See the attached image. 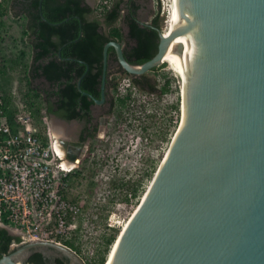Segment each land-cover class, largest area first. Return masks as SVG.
Listing matches in <instances>:
<instances>
[{"label":"water","instance_id":"water-1","mask_svg":"<svg viewBox=\"0 0 264 264\" xmlns=\"http://www.w3.org/2000/svg\"><path fill=\"white\" fill-rule=\"evenodd\" d=\"M172 1L175 25L158 29L152 58L130 64L119 42L102 48V87L113 46L131 75L168 48L185 88V122L110 264H264V0ZM36 245L78 259L27 242L0 264H26L23 251Z\"/></svg>","mask_w":264,"mask_h":264},{"label":"trees","instance_id":"trees-1","mask_svg":"<svg viewBox=\"0 0 264 264\" xmlns=\"http://www.w3.org/2000/svg\"><path fill=\"white\" fill-rule=\"evenodd\" d=\"M140 7L137 0H101L95 8L85 4L83 0H0V38L6 28L4 15L10 14L11 11L14 14L22 13L27 21L23 34L30 33L27 36L31 41L28 42L31 49V63L24 64L23 69L24 79L32 91L33 100L26 102V107L36 118L40 120L42 111L44 114L55 111L65 119L81 118L88 114L93 98H98L100 95L102 48L106 42L117 40L121 44H126L123 56L130 64H141L154 56L159 41L158 29H161L159 6L149 22L139 21ZM120 17L128 28L127 38L133 42L132 44L125 40L121 28L115 25ZM101 18L108 26L107 31H102L100 27ZM112 55H115V52L113 47H110L107 57ZM23 57L25 52H22L18 59L22 60ZM162 66L152 69L156 70ZM7 70L6 65H0L1 76L6 75ZM123 72L128 77L131 87H135L138 82L129 78L127 72ZM41 77L49 84V88L43 91L44 94L36 88H31L32 81ZM80 77V89L87 92L88 96L83 95L77 87V80ZM168 86L169 80H165L157 89L162 95L168 91ZM5 87L0 83V90L7 105L6 112L9 121H12L17 106L11 101L10 92ZM117 87V83L113 85L114 90ZM155 87L156 85H150L151 90L148 92L156 90ZM131 95L130 89L122 95L112 94L111 113L114 124L118 121L125 122L129 114L132 115L133 105L137 100ZM52 97L56 108L51 102ZM144 107L145 104L141 103L136 106L139 111ZM174 108L178 110V105L176 104ZM76 172L73 169L62 174L61 178L68 180ZM137 186L138 183L131 188L133 197L136 196ZM116 237V230L104 237L103 249L85 263L80 259L72 260L65 252L51 247H48L53 252L50 254L31 250L25 262L26 264H104ZM20 241L19 236L12 235L5 228L0 227V258L17 248L11 247L12 243L18 244ZM64 242L68 248L77 251L74 237Z\"/></svg>","mask_w":264,"mask_h":264},{"label":"rangeland","instance_id":"rangeland-1","mask_svg":"<svg viewBox=\"0 0 264 264\" xmlns=\"http://www.w3.org/2000/svg\"><path fill=\"white\" fill-rule=\"evenodd\" d=\"M88 1L93 8L101 2V0ZM137 2L141 5L138 12L140 21H148L159 6L161 29L165 30L172 23L174 12L172 0H137ZM9 15H7L8 18ZM115 25L121 28L126 40L127 27L121 17ZM19 29L14 33L4 29L0 38V65L8 67L6 75H0V83L6 86L12 97L11 101L18 107L26 106L33 100L32 91L24 79L23 69L24 64L28 62L29 51L24 48L25 44L20 40ZM21 49L26 52V57L19 60L18 56L23 52ZM160 65L163 67L147 75L154 79L156 90L165 80H169L168 91L162 95L157 94L158 91L154 94L145 91L136 92L135 88L129 84L126 75L119 77L117 89L112 92L109 90L110 94L122 95L130 89L137 100V103L133 105L134 111L132 115L129 114L127 121H118L117 125L114 123L111 125L109 136H106L104 140L100 139L101 145H98L97 141L94 142L87 161L77 168L73 167L77 172L68 179L71 189L70 199L83 204L78 217L79 231L74 237V242L84 248H90L94 256L103 249L104 237L114 230L117 237L121 234L122 225L125 226L128 223L142 196L144 198L147 193L153 174L157 173L180 127L183 82L168 62H162L158 66ZM39 80L33 81L31 88H36L43 93L49 87L43 80ZM140 103L145 104L141 111L136 108ZM176 104L178 110L174 108ZM41 114L44 122L41 129H49L54 133L55 123H57L54 122L55 119L44 114L43 111ZM71 125L72 128L76 126L74 122ZM101 132L99 129V135L103 136ZM65 138L71 137L68 134ZM63 161L66 162L65 159ZM67 165L66 167H71L75 164ZM148 173L150 175H147ZM137 183L136 196H131L130 200L128 194H131V188ZM108 218L117 220L118 225L108 228L106 225ZM113 245L114 243L110 246V250Z\"/></svg>","mask_w":264,"mask_h":264},{"label":"built area","instance_id":"built-area-1","mask_svg":"<svg viewBox=\"0 0 264 264\" xmlns=\"http://www.w3.org/2000/svg\"><path fill=\"white\" fill-rule=\"evenodd\" d=\"M6 109L0 90V227L21 238L11 247L43 242L68 248L64 241L78 233L83 205L70 199L68 180L61 178L73 166L63 167L51 130L41 129L43 117L23 105L9 121ZM106 225L118 222L108 218ZM75 245L77 251L68 249L83 263L95 257L90 248Z\"/></svg>","mask_w":264,"mask_h":264},{"label":"flooded vegetation","instance_id":"flooded-vegetation-1","mask_svg":"<svg viewBox=\"0 0 264 264\" xmlns=\"http://www.w3.org/2000/svg\"><path fill=\"white\" fill-rule=\"evenodd\" d=\"M124 1H127V0H124ZM83 2L89 5L90 7H92L89 4L88 0H83ZM122 6L125 9V4H123ZM155 12L150 16L149 20L146 22H149L151 20V18L155 15ZM100 21H101L100 27L102 31H107L108 26L106 25L105 20L101 18ZM105 26L107 28H105ZM127 32H128V28L126 31V40H128ZM113 41H117V40H113ZM128 43L132 44L133 42L129 41ZM120 45H121V49L123 53L126 47V44L120 43ZM110 47H113V46H110ZM113 51L115 52V55H112L109 58L107 57L105 84L103 87H102V78H101L100 95L98 98H96V99H100L101 93L103 92V100L100 103H96L93 101V103L89 106L88 114H86L85 116L81 118L65 119L61 115L56 113L55 111L48 113V115H50L51 117L55 119L54 122L56 121L57 123H62L68 128H70L65 133V135L69 134V136L71 137L70 139H67L65 137H59L58 139L60 140V143L62 142V144H64L65 146V156L63 158L66 160V162L75 164L73 167H76V168L79 167L83 162L87 161V159L89 158L91 149L93 148L92 146H94L95 144L94 143L95 141L99 142L98 145H101L100 139L102 138L104 140L106 136H109L111 125L114 123V117L112 116V113H111L113 97H112V94H110L109 90H111V92L114 91L113 85L117 83L120 76L126 75V74H124L123 72L124 70L118 61L114 47H113ZM153 71H156V70L151 69L149 71H146L138 75L129 74L130 75L129 78L135 79L138 82L136 83L134 87L136 92L145 91L147 93L154 94L155 93L154 91H158L157 94H160L159 89L154 90L153 92H148V90H151L150 85H154V79L150 78L147 75V73L153 72ZM131 97H134L133 92H132ZM51 102L53 104V107L56 108L54 104V97L51 98ZM73 122L76 124V126L72 128L71 123ZM115 124L117 125L116 122ZM99 129H101L102 131L101 133L103 134V136L99 135L98 133ZM53 138L55 139L54 135H53ZM31 250L41 251L44 254L53 253L52 250L49 249L45 245L32 246L23 251L24 261H26L27 258L30 256Z\"/></svg>","mask_w":264,"mask_h":264},{"label":"bare ground","instance_id":"bare-ground-1","mask_svg":"<svg viewBox=\"0 0 264 264\" xmlns=\"http://www.w3.org/2000/svg\"><path fill=\"white\" fill-rule=\"evenodd\" d=\"M173 11H174V6H173ZM175 25V12H173V21L172 23L165 29L163 30V32H167V30H172L173 27ZM162 62H168L170 64V67L175 69L176 72L178 73V75L180 76L181 78V75H180V72L178 70V67H177V63L172 55V53L170 52V50L168 48H166L164 54H163V58H162ZM182 80V78H181ZM183 82V81H182ZM182 121H181V124H180V127L178 128V130L176 131L174 137H173V141L171 143V145L173 144V142L175 141L179 131L181 130L184 122H185V105H184V93H185V88H184V84L182 85ZM62 123H55V127H54V137H55V145H56V150L57 152L60 154V156L63 158L65 156V146L64 144H62V142L60 143V140L58 139L59 137H66L65 133L67 132L68 128L67 126L65 125H61ZM65 131V132H64ZM170 145V146H171ZM76 162V161H74ZM162 164V163H161ZM63 167H66L67 163L63 161L62 163ZM161 166V165H160ZM158 171V170H157ZM148 191V190H147ZM127 222V221H126ZM125 222V224H126ZM124 224V225H125ZM128 224V223H127ZM127 224L125 226L122 225V229L121 230V234L119 235V237L117 238L116 242L114 243V245L112 246V249L110 250L109 254L107 255V260H106V264H110L111 262V256H112V252L115 250L117 244H118V241H119V238L120 236L122 235L124 229L126 228Z\"/></svg>","mask_w":264,"mask_h":264},{"label":"crops","instance_id":"crops-1","mask_svg":"<svg viewBox=\"0 0 264 264\" xmlns=\"http://www.w3.org/2000/svg\"><path fill=\"white\" fill-rule=\"evenodd\" d=\"M18 14V13H17ZM17 14H14V13H10V15H9V18H8V16L6 15L5 16V18H4V21L6 22V30L7 31H10L11 33H14V32H16L19 28V32L21 31V36H20V40L23 42V44H25L24 45V48H27L28 49V51H29V59H28V62H27V64L29 65L30 63H31V49H30V47H29V45H28V42L30 41L29 40V38H28V36L27 35H29L30 33H27V35H24L23 34V32H24V29H25V27H26V19L23 17V15H22V13H19L18 15ZM8 18V19H7ZM7 19V20H6ZM20 26V27H19ZM31 39H32V37H31ZM31 42V41H30ZM26 50V49H25ZM21 51H23V52H25L23 49H21ZM20 51V52H21ZM25 57H26V52H25ZM25 57H23V59L25 58ZM26 64V65H27ZM38 79H40L41 81L43 80V82H45L47 85H49L48 84V82L43 78V77H41V78H37V79H35V80H38ZM35 80H33V81H35ZM39 80V81H40ZM33 81H32V83H33ZM43 94V93H42Z\"/></svg>","mask_w":264,"mask_h":264},{"label":"clouds","instance_id":"clouds-1","mask_svg":"<svg viewBox=\"0 0 264 264\" xmlns=\"http://www.w3.org/2000/svg\"><path fill=\"white\" fill-rule=\"evenodd\" d=\"M4 20V19H3Z\"/></svg>","mask_w":264,"mask_h":264}]
</instances>
